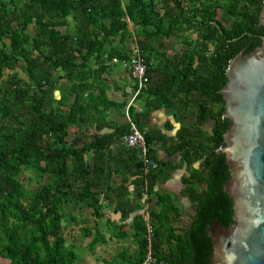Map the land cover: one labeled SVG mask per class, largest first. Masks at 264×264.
<instances>
[{
	"label": "trees",
	"instance_id": "obj_1",
	"mask_svg": "<svg viewBox=\"0 0 264 264\" xmlns=\"http://www.w3.org/2000/svg\"><path fill=\"white\" fill-rule=\"evenodd\" d=\"M263 7L264 0H0V258L10 264H79V251L66 237L75 222L83 224V237H92L91 250L99 243L101 231L94 235V226L82 221L103 217L95 189L102 167L84 158L92 145L69 144L80 97L76 91L71 112L48 111V87L57 81L55 71H74L79 59L129 62L138 44L149 77L157 70L166 85L153 91L148 83L139 93L145 110L131 109V117L142 128L151 111L165 105L180 120L178 150L191 169L182 196L191 211L156 191L162 168L145 177L133 151L137 201L150 204L153 234L150 241L146 213L137 214V250L123 248L105 263L143 264L151 248L156 264H210L214 221L225 228L234 224L233 201L224 189L231 171L222 151L231 123L220 90L233 58L261 44ZM174 39L180 47L168 51ZM125 129L120 137L130 125ZM153 137L147 133L149 145ZM26 171L35 176L33 187H26ZM115 234L127 236L122 229Z\"/></svg>",
	"mask_w": 264,
	"mask_h": 264
},
{
	"label": "crops",
	"instance_id": "obj_2",
	"mask_svg": "<svg viewBox=\"0 0 264 264\" xmlns=\"http://www.w3.org/2000/svg\"><path fill=\"white\" fill-rule=\"evenodd\" d=\"M127 20L134 35L133 23L129 18ZM34 29L35 27L32 26L31 30ZM175 48L179 49V46H169L168 51H173ZM81 62L79 59L77 67L72 72L65 70L54 72L57 81L48 87L47 108L48 111L54 108L64 113L71 112L75 92H78L80 97V103L77 105L78 123L70 128L69 144L78 149L92 145L84 158L96 168L102 167V170L98 171L100 178L96 180L98 185L95 189L101 198L103 217L87 218L86 225L94 226V235L97 234V229L101 231L103 236L100 237V243L110 241L124 243L131 240L137 246L133 221L139 213L147 215L150 204L145 203L143 206V203L140 204L137 201L138 172L133 152L137 151L127 147L120 134L128 125L131 129L134 124L130 110L134 109V113L143 112L145 103L139 98V94L137 95V85L123 60L114 61L113 59L103 64L94 59L85 64ZM17 71L21 77L27 78L22 70ZM149 85L153 91L162 85L165 86L163 73L157 70L152 71ZM149 119L150 124L142 125L141 129L152 132L154 137L150 145L154 157L162 168L156 191L173 195L175 202L187 210L184 205L191 208V204L182 196L185 189L183 179L189 175L191 169L182 152L178 150L180 144L178 132L182 126L181 122L165 105L151 111ZM212 128V122L205 125V129L209 132ZM109 137H113L111 143L107 141ZM104 144L107 145L102 153L96 151ZM193 166L198 168L199 164L194 163ZM130 210L131 216L125 219L123 213ZM81 224L79 222L80 230L83 226ZM121 229L127 232L125 238H119L115 234ZM86 239L92 241V237H86Z\"/></svg>",
	"mask_w": 264,
	"mask_h": 264
},
{
	"label": "water",
	"instance_id": "obj_3",
	"mask_svg": "<svg viewBox=\"0 0 264 264\" xmlns=\"http://www.w3.org/2000/svg\"><path fill=\"white\" fill-rule=\"evenodd\" d=\"M220 94L231 123L222 151L231 171L224 189L233 201L234 224L214 221L210 264H264V36L252 52L233 58Z\"/></svg>",
	"mask_w": 264,
	"mask_h": 264
},
{
	"label": "built area",
	"instance_id": "obj_4",
	"mask_svg": "<svg viewBox=\"0 0 264 264\" xmlns=\"http://www.w3.org/2000/svg\"><path fill=\"white\" fill-rule=\"evenodd\" d=\"M114 61H119V59L114 58ZM125 66L130 69V74L132 79L137 85V95L143 90V88L149 83L150 77L148 75V66L145 62L143 52L139 45L134 46V53L131 61H124ZM147 129H141L137 125L133 124L131 126L130 132L122 137L124 144L138 152L139 159L142 162L143 174L147 177L151 172L157 170L160 167L158 160L154 157L151 145L147 142ZM149 209V208H148ZM147 218V229L149 240L151 241V236L153 234V227L149 221V211L146 215ZM157 257L152 252L151 248L147 254V257L143 264H156ZM169 264V263H164Z\"/></svg>",
	"mask_w": 264,
	"mask_h": 264
},
{
	"label": "rangeland",
	"instance_id": "obj_5",
	"mask_svg": "<svg viewBox=\"0 0 264 264\" xmlns=\"http://www.w3.org/2000/svg\"><path fill=\"white\" fill-rule=\"evenodd\" d=\"M172 43L176 46L179 45L175 39L173 40ZM25 177H26L25 179L26 187L28 188L33 187L36 181L34 174L31 173L30 171H26ZM184 207L189 212L191 211L190 207L187 208L186 205H184ZM82 222L84 224L87 223V221L85 220H83ZM78 226H79V222H75L74 228L70 229L73 231L67 232L66 237L69 241L73 242V244L79 251V255H80V259L78 261L79 264H106L105 260H111L123 248H128L132 252L133 251L135 252L137 250L136 244L132 243L131 240L124 241V243H117L116 241H112V242L110 241L108 243L99 242L97 246L93 250H91L90 239H86L85 237L82 236V231H81L82 229L80 230ZM0 264H10V261L0 258Z\"/></svg>",
	"mask_w": 264,
	"mask_h": 264
},
{
	"label": "flooded vegetation",
	"instance_id": "obj_6",
	"mask_svg": "<svg viewBox=\"0 0 264 264\" xmlns=\"http://www.w3.org/2000/svg\"><path fill=\"white\" fill-rule=\"evenodd\" d=\"M211 232H212V230H211ZM211 232H210V233H211Z\"/></svg>",
	"mask_w": 264,
	"mask_h": 264
}]
</instances>
